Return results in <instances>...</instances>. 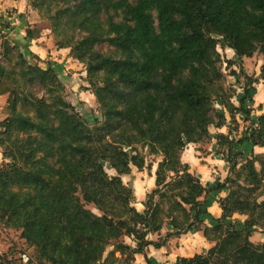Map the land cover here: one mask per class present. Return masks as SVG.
Here are the masks:
<instances>
[{"label": "trees", "instance_id": "trees-1", "mask_svg": "<svg viewBox=\"0 0 264 264\" xmlns=\"http://www.w3.org/2000/svg\"><path fill=\"white\" fill-rule=\"evenodd\" d=\"M32 6L63 36L58 46L85 66L101 115L90 123L66 98L55 69L37 56L32 63L2 35L0 95H7L9 114L0 145L10 161L0 166V221L20 230L49 264L104 258L135 264L137 254L155 264L149 246L161 248L190 231H202L213 245L173 264H264V243L251 240L254 228L264 231V155L239 164L244 153L234 150L245 140L264 147V114L246 138L216 136L230 163L224 182L208 188L182 161L189 143L209 141L210 127L225 124L216 102L232 117L250 115L253 80L234 105L223 63H235L223 59L218 45L240 58L264 55V0H33ZM37 33L28 29L27 38ZM103 44L112 51L98 50ZM147 155L161 159L140 211L122 176L133 167L150 171ZM222 189H228L219 200L222 216L208 225V195ZM235 214L247 217L243 227L229 223ZM165 227L162 241L150 239ZM0 264H8L1 254Z\"/></svg>", "mask_w": 264, "mask_h": 264}, {"label": "crops", "instance_id": "crops-1", "mask_svg": "<svg viewBox=\"0 0 264 264\" xmlns=\"http://www.w3.org/2000/svg\"><path fill=\"white\" fill-rule=\"evenodd\" d=\"M9 8H14L17 11L18 18L15 21H18V23L14 25L15 29L12 33H10L11 35H8V30L6 26L2 25V30L0 29V51L2 43L1 33L3 32V34H6V36L10 38V40L14 44L19 45L21 48L24 47L28 52H34L40 57V59H42V61L46 60L47 65L50 64L53 68L57 66L59 71L56 68L55 70L62 82L65 84V86H67L69 79H72L74 76H71V73L67 72L68 64H72V60L78 61L70 55L71 50L69 48H60L56 46V43L53 41V37H47V32H50L51 30L49 29V27H47L48 25L46 23V25L44 26L40 18L38 19V13L32 9V7L29 5L28 0H0V15L5 9ZM5 19L7 18H2V21L4 22ZM15 21L11 20V22ZM28 27H31L33 29L38 28V30L42 31L40 36L38 37L37 35L33 38H27ZM47 57H49V59ZM248 59L249 58L243 57L244 66L246 69H248ZM81 76L86 78V70L82 72ZM260 81L261 82L257 85H255V83L252 84V86L256 87V91L252 88L253 92H256V95L255 97H252L253 100L251 102V105H246L248 108L252 109L249 118L250 121L246 119L248 118L247 114L241 112L236 113L235 116L232 117L231 114L227 111V109L223 107L224 115L226 118L225 124L222 127L213 126L214 131L210 127V133L212 137L209 141L200 143H189L186 146L184 152L182 153V161L190 166V171L200 178L204 186L212 188L218 182H224L230 174L229 162L225 158L224 153H221L219 151V144L216 136L218 134H225L229 135L231 139H234L236 141L241 137V135L243 136V138H246L249 136L250 133L243 132L244 124L247 122H251V120L256 122L255 120L257 116L259 117L260 115L264 114V82L263 80ZM78 91L80 99L85 100V102L87 101L86 98H88L90 103H92L93 100H95L96 98L94 94H91V91L89 90L84 92L81 89H78ZM2 102V108H5L7 104V95H0V103ZM238 102H240V99L238 100L237 96L232 98V103H234V105L239 106ZM258 107H261V110L259 112L260 114H258ZM6 117L7 116H4L3 119H5ZM255 125L257 124L254 123V126ZM237 134L239 135L237 136ZM234 150L242 151L244 153L245 158L251 157L253 153H264V147L254 146L250 140H245L240 143L236 142ZM160 159L161 158H159L158 161ZM156 168L157 163L152 166V169L150 171L146 168L143 170H139L137 167H133L131 174L122 176L123 180H125V178H129L130 184L135 192V197L138 200L144 199L147 194L155 188ZM113 174H115V171ZM227 194L228 189H222L219 191H212L208 195V199L211 200L210 205L208 207V211L210 213L211 218L205 219L206 224L213 225V219L220 218L222 216V208L220 206L219 200L221 198L226 197ZM163 230L161 231V234ZM169 230L170 229H168V231ZM161 234L151 235L150 239L155 240L152 236L160 237L162 236ZM191 238L194 240V243L192 244L191 248L184 249L185 252L193 251L196 254L202 253L199 251L203 249H209L212 246V243L204 237L202 231H196L195 234L194 231H190L186 234L175 236V238L171 239L170 241L168 240L166 245L161 248H155L152 245L149 246V248L147 249V255L148 257H150L152 254H156L157 252H160V254H163L164 252L168 253L169 251L167 246H171V243L179 242L180 244H184L187 242V240ZM180 252L181 251L178 252L177 257L187 256ZM177 257L175 258V261ZM136 258L139 261L141 260V258L145 259V256L143 254H137ZM163 262L165 263V261ZM141 264L144 263L142 262Z\"/></svg>", "mask_w": 264, "mask_h": 264}, {"label": "rangeland", "instance_id": "rangeland-1", "mask_svg": "<svg viewBox=\"0 0 264 264\" xmlns=\"http://www.w3.org/2000/svg\"><path fill=\"white\" fill-rule=\"evenodd\" d=\"M28 2H29V5L32 7V9L38 13V16H39L38 19L40 18L43 25L45 26L47 24L48 25L47 27H49V29L51 30L50 32H47L49 35V36L47 35V37H50V36L53 37V41L56 43V46H58L57 41H58V39H60L58 37H63V36H57L56 34H54V32L51 29V23L47 19L46 13L45 12L40 13L38 9L34 8L32 6L33 0H28ZM4 17L7 19H5V21L3 22L2 18H4ZM17 18H18V13L14 8L5 9L2 12V14L0 15V26H1L0 29L2 30V25L6 26V28L8 30V35H11L10 33H12L15 29L14 25H16L18 23V21H15V20H17ZM11 20H14L15 22H11ZM30 26H32V25H30ZM28 29H33V28L28 27ZM33 30H36V33L39 32V34L37 33V35L39 37L42 31L38 30V28H34ZM1 34L6 35V34H3V32ZM2 35H1V41H3ZM37 35H35V36H37ZM218 38H220V37H218ZM222 43L218 45V51L223 56V59L224 60H232L235 63L233 66H227V62L224 61V63H223V71L225 74L224 85H225L226 89H228L229 92L233 95L232 98L237 96V99L239 100L242 97V95L244 94V89L246 87H248V85H247V83L249 81L248 78L252 79L253 84L255 83V85L259 84L261 82L260 80H263L261 78V67L264 63V55L259 53V52H256L252 57H246V58H249L247 60L248 61L247 62L248 63V69H246L244 66L243 58L238 57L236 55V52L233 49L226 47L225 45H222ZM22 48L32 63L39 62V60L36 59V56L39 57L37 54H35L34 52H28L24 47H22ZM97 49L101 50L105 53L112 51L111 48L107 44L99 45V46H97ZM70 55H71V53H70ZM49 57H51V56H49ZM49 57H47V58L49 59ZM0 60L4 61V59L2 57H0ZM39 63L44 67L47 66L46 60L42 61V59H40ZM55 64H58V63H55ZM81 64L82 63L80 61L78 62L75 60H72V64L71 63L68 64L67 72H70L71 73L70 75L71 76L74 75V76L72 79H69V81L67 83L65 96L72 104L73 103L75 104L77 109L84 115V117L86 119H88V121L90 123H93L94 118L96 116H100L101 112L99 110V105H98L96 98H95V100H93L92 103H90L88 98H86L87 99L86 102H85V100L80 99L78 89H81L84 92H86L88 90L91 91L90 84L87 81V76H86V78L81 76L82 72L85 71L84 70L85 66L81 65ZM55 68L58 70L57 66ZM234 72L236 74H234ZM263 82H264V80H263ZM249 87L253 88L256 91L255 86L251 85ZM91 94H92V91H91ZM255 95H256V92H254L252 94V97H255ZM252 100L253 99L251 98V100L247 103V105H251ZM3 101H4V99H3ZM238 103L240 105V102H238ZM2 105H3V102L0 103V119H1L0 120V128H1L2 121L5 120V119H3L4 116H8V114H9L7 104H6L5 108H2ZM215 105H216L217 109L221 110V108H222V110L224 111V109H223L224 106L221 102H216ZM260 108L261 107H258V114H260L259 113L261 110ZM247 109L252 111L251 108L247 107ZM247 117L248 118H246V119L249 120L250 115H247ZM246 119H245V121H246ZM238 125H240V124H238ZM255 127H256V125L254 126V121L251 120V122H247L244 124L243 132L251 133ZM211 129L214 131L213 126H211ZM238 135L239 134H237V136ZM241 138H243L242 135L239 139H241ZM260 154L264 155V153H260ZM159 158L160 157H158V156L147 155V164L153 166L154 164H156L158 162ZM225 158L227 159L226 156H225ZM244 160H245V157L243 159H238L239 164L243 163ZM9 161H10V159L8 157H4L3 148L0 145V166L5 164L6 162H9ZM104 165H105V168L108 171V173L110 175H114L113 174L114 170L111 169L108 164L105 163ZM229 165H230V163H229ZM146 169L149 170L147 167H146ZM235 173L236 172H233V176L235 175ZM124 182L131 186L129 178H125ZM145 201H146V197L142 200H138L135 197L134 205L140 211H144L145 206L143 204ZM88 207L90 209L98 212L97 209L94 207V205L91 204V205H88ZM246 218L247 217L245 215H240V214L236 215L235 214L232 218L229 219V223H233L235 225L243 227V224H244V221ZM168 229H169L168 227L164 228V230L161 234L162 236H160V237L152 236V237L155 239V241H158V240L162 241L163 238L166 237ZM195 233H196V231H194V234ZM251 234H252L251 240L253 242L264 243V231L261 228H254V230L251 232ZM173 238H175V237H171L168 240L170 241ZM124 240L127 243L133 244L131 239H129L128 237H125ZM193 243H194V240L192 238L187 240V242L184 244H180L179 242H177V243L173 242L170 244L171 246H169V245L167 246L168 251H169L168 253L164 252L163 254H160V252L159 253L157 252L156 254H152L150 256V259L155 264H162V263H164L163 261H165L164 264H172L175 262V258L177 257L179 251H181L180 253L187 255V257L193 256L194 254H196L193 251L192 252H185L184 251V249H186V248H191ZM211 245H213V244H211ZM112 249H113L112 246L108 247L104 257H107L108 253ZM207 250L208 249H203L199 252L205 253ZM24 253H26L30 257V261L28 263H24L22 258H21V255ZM0 254L4 257V259L6 260V263H8V264H49L46 261H41L38 259V252H37L36 248L34 246L29 245L25 239L21 238V231L20 230H16V229L7 227L3 221H0ZM116 256L119 257L120 254L117 253ZM141 261L144 264H146V260L143 258H141V260H139V261L136 258L135 264H141L142 263ZM100 264H118V262L115 261L114 259L106 260L104 258Z\"/></svg>", "mask_w": 264, "mask_h": 264}, {"label": "built area", "instance_id": "built-area-1", "mask_svg": "<svg viewBox=\"0 0 264 264\" xmlns=\"http://www.w3.org/2000/svg\"><path fill=\"white\" fill-rule=\"evenodd\" d=\"M21 258L24 263H28L30 261V257L26 253L22 254Z\"/></svg>", "mask_w": 264, "mask_h": 264}]
</instances>
